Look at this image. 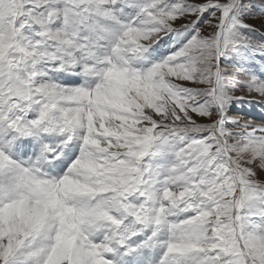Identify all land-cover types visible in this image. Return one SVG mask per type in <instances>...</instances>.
Listing matches in <instances>:
<instances>
[{"label":"snow or ice","instance_id":"6c2138e0","mask_svg":"<svg viewBox=\"0 0 264 264\" xmlns=\"http://www.w3.org/2000/svg\"><path fill=\"white\" fill-rule=\"evenodd\" d=\"M256 7L0 0V264H264Z\"/></svg>","mask_w":264,"mask_h":264},{"label":"rangeland","instance_id":"374dc122","mask_svg":"<svg viewBox=\"0 0 264 264\" xmlns=\"http://www.w3.org/2000/svg\"><path fill=\"white\" fill-rule=\"evenodd\" d=\"M254 2H256V0H254ZM248 23H250L254 28L260 30L259 32L253 33L254 38L259 39L260 33L264 32V17L260 16V10L258 7L252 10V15L250 16ZM237 95H240V93H237ZM244 110H247L245 111L246 119L249 117H253V118H257V122H259L258 117L261 115V110L259 109V107H255L250 110L247 107H245Z\"/></svg>","mask_w":264,"mask_h":264},{"label":"bare ground","instance_id":"6f19581e","mask_svg":"<svg viewBox=\"0 0 264 264\" xmlns=\"http://www.w3.org/2000/svg\"><path fill=\"white\" fill-rule=\"evenodd\" d=\"M247 111V110H244V112Z\"/></svg>","mask_w":264,"mask_h":264}]
</instances>
